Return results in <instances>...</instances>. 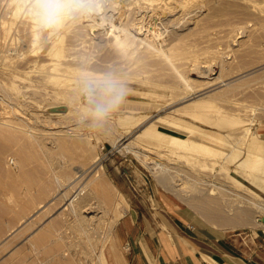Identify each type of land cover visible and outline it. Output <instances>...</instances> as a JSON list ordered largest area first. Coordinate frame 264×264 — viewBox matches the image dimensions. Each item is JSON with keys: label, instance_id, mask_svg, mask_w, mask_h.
Wrapping results in <instances>:
<instances>
[{"label": "rangeland", "instance_id": "rangeland-1", "mask_svg": "<svg viewBox=\"0 0 264 264\" xmlns=\"http://www.w3.org/2000/svg\"><path fill=\"white\" fill-rule=\"evenodd\" d=\"M19 2L0 0V134L9 132L36 142L26 143L27 149L20 152L16 144L0 135V146H7L0 154V264H94L101 247L110 264L108 253L119 248L116 227L123 214L117 218L116 215L128 208L126 197L113 191L114 202L99 198L101 206L108 210L106 214L98 212L100 205L97 197L93 198L95 203L83 209L84 213L98 212L96 231L80 232L72 227L74 217L61 210L71 192L65 196L67 200L59 194L75 177L77 168L89 167L95 156L101 158L107 186L109 181L114 184L112 178L119 175L139 197L143 185L170 191L136 155L116 146L122 136L130 137L148 157L163 161L170 172L179 171L183 176L179 182L186 188L192 187V180L203 177L264 199V185L244 177L253 169L252 164L237 165L242 156L230 161L221 154L214 156L213 151L202 148L204 144L199 147L204 141L203 132L219 137L229 134L228 140L233 144L247 128L264 140V0H184L181 4L175 0H118L113 6L109 0H76L73 4L84 8L72 14L67 23L70 24L63 54L70 72L59 75V79L45 78L50 73V60L44 55V38L36 55L16 56L27 47L29 39L21 13L12 14ZM97 4H102V12L90 8ZM87 15L98 22L102 15L109 19L90 31L88 24L93 22ZM112 22L116 26L114 33L119 28L134 33L137 22L144 26L142 33H135V37L119 45L110 32ZM29 58L37 59L36 70L25 76V70L30 69ZM41 71L45 72L41 75ZM220 71L221 79L230 81L228 87L218 81ZM67 83L70 89L66 88ZM209 88H214L209 106L193 113L190 107L194 103H188L189 98ZM124 91H129L127 97L116 104V97ZM216 113L221 116L216 117ZM226 118L233 119V124L226 125ZM171 136L199 145H171ZM56 140L64 141V148L55 144ZM78 141L85 145L80 146ZM210 141L224 151L232 145L230 141ZM235 144L243 147L238 141ZM41 148L57 156L53 169H48ZM23 163L32 173V195L24 194L23 184L15 180ZM263 163H259L258 170H251L253 174L264 176ZM220 165L228 167L229 174L247 189L237 188L240 183L227 179ZM65 169L72 176L58 187L55 177ZM11 190L18 195H10ZM216 194L220 196L219 192ZM28 197L35 198V202L31 201L27 211L19 212L17 200L25 202ZM175 197L183 203L192 222L219 228L202 219L180 196ZM47 201L48 207L32 216ZM58 213L60 216H56ZM163 219L164 225L169 226L168 218ZM51 220L57 227L55 235L36 246L30 243L29 235L44 224L48 226ZM260 228L256 223L233 231L264 235Z\"/></svg>", "mask_w": 264, "mask_h": 264}, {"label": "bare ground", "instance_id": "bare-ground-1", "mask_svg": "<svg viewBox=\"0 0 264 264\" xmlns=\"http://www.w3.org/2000/svg\"><path fill=\"white\" fill-rule=\"evenodd\" d=\"M74 1L76 2V0H68V2H70V3H74ZM102 1L103 0H101V2ZM109 1H110V4L112 6H113V4H118V0H109ZM175 1L178 4H181L182 2H184V0H175ZM34 3H35V0H20V2L18 4L16 3L17 5H16L14 11H12V14L14 16H17L18 13H21V16H23V21H22L23 28L28 30V33H29V39H27L28 42H26L27 47L25 49L19 51L16 54V56H18V58H25L26 56L36 55L37 54V48L41 45L42 38H44L45 40H47V42H46L47 44L43 50L44 55L50 60L49 61L50 73H47L45 75V78L59 79V75H64L67 72H70V66H69L68 61L66 59V56L63 54V52H64V37H65L67 31L69 30V24H70V23L69 24H67V23L71 22V21H69L71 15L65 16L56 25L46 27V26H43L38 21L37 17L35 16L33 8H32V5ZM101 5L97 4L95 7H90V8H92L94 11L99 13V12H102L101 11ZM87 16H90V15H87ZM100 19L101 20L98 22L95 20L94 17L90 16V18L88 20L93 22V23L88 24L90 31H93L94 26H102L105 23L106 19H109V18H107L106 15H102V16H100ZM236 22H237V20H236ZM6 23H8V22H6ZM11 23L13 25V22H10V24ZM2 24L4 26H6L4 23H2ZM142 26H144V25L140 24V22H137V29L134 30V33L129 31L126 28H119L117 33H114V28L116 26L112 22L110 32H113V39H114V42L116 44L124 45L125 42L128 40V38L136 36L135 33H142ZM7 28L9 29V27H6V29ZM6 32H8V31H6ZM4 38H5V40L7 39L6 37H4ZM139 39H143V38H139ZM233 40H232V42H233ZM66 49H67V47H66ZM36 62H37V59H35V58L27 59V63H31V64H29L30 69L27 68L25 70V72H24L25 76L26 75L29 76V74H30L29 72L35 73L36 69H34V67H35L34 65L36 64ZM74 69H75V67H74ZM43 72H45V71H43ZM43 72L41 71V75L43 74ZM19 74H20V72H19ZM15 76L18 77L20 75H15ZM221 77H222V75H221V71H220V74L217 77L219 79L218 81L222 82V85H226L227 87L229 85H231L230 81L224 82V80L221 79ZM215 83L216 82L214 81L213 84H215ZM70 86L71 85L69 83L66 84L67 89H70ZM214 88L202 90V91L196 93L193 97L189 98L190 102H188V103H194L190 107L191 110L194 111L193 113H199V112H201V110L203 108L209 106L208 104H210V102H211L210 101L211 100L210 95L213 93L211 91ZM212 101H213V99H212ZM223 115H224V113H223ZM215 116L219 117V116H221V113L220 114L216 113ZM211 118H213V117H211ZM208 119H210V117H208ZM224 122L227 125V123L233 124L234 121L231 118H226ZM184 126H186V125H184ZM190 130H192V129H189L188 131H190ZM232 134H234V133H232ZM0 135L3 138L11 140L13 144H16V146L18 147L20 152H24L25 149H27V146L25 145L26 143L30 142L31 144H33L36 142L34 139H31L30 137H27V138L26 137H24V138L18 137L15 134H12L9 132L1 133ZM201 136L204 137L203 139L205 142L202 141L200 145L196 142H195L196 144L192 143V141L188 142L187 140L176 137V136H171L169 139L171 140V142H170L171 145L176 144V145H179L180 147L192 146V144H193V146L197 145V147H198V145H199V147H200L202 144H204V147L202 146V148H208L209 150L213 151V153H211V154H213V155L215 153H216V155L221 154V155H223V159H226V160L228 159L230 161L233 160L235 157L237 158L238 156H242L241 157L242 160L240 162H238L237 165H239V164L243 165L244 164L245 166H247L246 164L250 163V164H252L250 166H253V169H251L253 171L255 169L258 170L260 168L259 163H262L264 161V140L258 138V136L256 134L250 132L247 128H244L241 132V135L236 137V140L238 142H240V144L243 145V147H238V145L235 144V142H237V141H235L232 144L231 141L228 140V137L231 136L229 134L228 135L226 134L224 137H219V136H215V135L203 132V133H201ZM125 137L126 136H122L120 138L119 142H116V146L119 147L120 150H124L126 152H132L134 155H136L144 164H146V166L153 172V174L157 177L158 181L165 188L172 191L173 194L175 193V195L180 196L183 199L182 201L186 202V204L189 207H191L206 222L211 223L213 225H217L219 228H222L225 230L226 229H232L233 230V229H239V228L253 227L256 223L257 224L259 223L261 225L260 229L264 230V199L259 198V196H257V195H249V193H248V195L240 193L237 190L231 188L229 185H226V183L222 184V183H218L212 179L211 180L207 179V178L203 179L202 176H201L202 178H198L194 182H193V180H192V182L188 181L189 184L191 183V186H192V187L187 186L189 188L188 189V188L182 186L181 183L179 182V180L183 179L182 178L183 176L178 174L179 171L173 169L170 172V170H168V168H167L168 166L166 168H164L163 161H161L160 159L148 157L147 154H145V152L137 149L134 146V144L132 142L133 140H131L130 137H127V138H125ZM232 137H233V135H232ZM23 139H25V140H23ZM210 140H214L216 142H228V141H230L229 143H231L232 145L230 146V148L225 149V151H224L222 149V147L218 148V146L215 145ZM54 142L59 147L64 148V141L56 140ZM9 144H11V142H9ZM36 144H37V146L42 147V145L39 142H37ZM78 144L80 146L85 145V143L80 142V141H78ZM5 146H6L5 144L0 146V154H1L2 150L5 148ZM185 148H188V147H185ZM41 149H42L41 150L42 155L47 159L46 163H48V169H49V167H50V169H53L55 162H56L55 160H57L56 159L57 156L55 154L50 153L48 150H46L44 148H41ZM208 154H210V153H208ZM40 158H42V157H40ZM212 160H214L213 157H212ZM201 164H202V162H201ZM208 165H210V164H208ZM211 165H214V164H211ZM263 165H264V163H263ZM263 165H262V167H263ZM201 166H203V165H201ZM260 166H261V164H260ZM227 168H224L222 165H220V170L226 171V172L225 171L223 172L225 174V177L226 178L229 177L230 180L232 179L233 181H236V182L238 181V183H240L238 185L239 187L236 185L238 183H236V182L233 183L235 186H237V188H240V187L246 188L244 183H242L240 180L235 178V176H232L231 174H229V169H227ZM251 170H248V174H245L244 177L247 178V180L250 181L251 183H255V184L260 185L262 187V185H264V176L262 177L261 173L260 174L259 173L253 174V172ZM104 174H105V171L103 170V166L101 164V158L99 156H95L93 162L90 164L89 167H87V168L78 167L77 168V170L75 172V177L71 181L69 180L68 184L63 188L64 192L61 191L62 193L59 194L61 196L60 198H62V197L65 198V196H67V193L71 192L69 197L68 198L66 197L68 199V201L63 206V208H61V210H64L65 214H71L74 217V219L72 220V222H73L72 227L74 226V227L79 228L78 231L81 230L80 232L89 231V230L96 231V229H95L96 228V219H95L96 215H98V212H102V213L106 214V211H108L105 209L104 206H101L100 199L102 201H107V202L113 201V197H114L113 191L119 192V190L116 188V186L112 182L109 181L108 186L105 184ZM5 176H6V173H5ZM71 176H72V174L67 169H65L60 175H56L55 179H56V183H57L58 187L62 186L64 184L65 180L68 181L67 179H69ZM16 177H17V179L15 178V180L20 181L23 184V187L25 188L24 194H28V195L31 194L29 186H30V183L32 182V173H31V171L28 170V168L26 167V165H24V163L20 167L19 172L16 174ZM7 178L8 177L6 176V180H7ZM9 180H11V179H8V182H10ZM12 181L14 182L13 179H12ZM197 183H200L201 185H207V187L206 186H205L206 188L202 187V186H200V184L197 185ZM13 186H14V184H13ZM10 187H12V186H10ZM41 187H44V186H41ZM190 188H192V189H190ZM217 192H219V194H220L219 197L217 196L218 194H216ZM13 193H15V192H13ZM13 193L11 190L10 195H12ZM15 195H18V192L15 193ZM29 197L25 202L17 200L16 205H18L17 207H19V209H20V210H18L19 212H21V211L23 212V210L25 211L29 205H32L33 203L31 204V201L35 202V198H34V200L33 199L29 200ZM95 197H97V205H100V206H98L100 210L97 213H91V214H89L88 212L84 213L83 208L86 205L91 206L93 203H95L92 201L93 198H95ZM116 200H117V198L115 199V201ZM50 201H47L46 203L40 205L39 209L36 210V212L34 214H32V216L33 215L36 216V213L38 211L40 212V210L44 209L45 207H48ZM28 209H29V207H28ZM123 213H124V210L122 209L119 212V214L116 215V218L119 217V215L121 216ZM56 216H60L59 213ZM44 225H42V227H40L38 229V231L30 234L28 237L29 242L34 244L35 246L37 244L43 243L44 239H46V237H48L49 235H53V234L55 235V233H53V232L57 231V227L55 226V222L53 220H51V222L49 223L48 226L47 225L44 226ZM97 228H99V227H97ZM101 229H102V227L100 228V230ZM105 236H106V234H105ZM97 252L98 253L96 255V262L95 263L96 264H108L106 256L103 252V248L101 247ZM203 257L208 264H219L217 261H215L209 255H206L203 253ZM69 263H67V264H69Z\"/></svg>", "mask_w": 264, "mask_h": 264}, {"label": "crops", "instance_id": "crops-1", "mask_svg": "<svg viewBox=\"0 0 264 264\" xmlns=\"http://www.w3.org/2000/svg\"><path fill=\"white\" fill-rule=\"evenodd\" d=\"M112 181L128 208L117 223L119 248L108 253L110 264H204L203 253L219 264H264L263 234L192 222L170 191L143 185L139 197L123 177L116 175Z\"/></svg>", "mask_w": 264, "mask_h": 264}, {"label": "clouds", "instance_id": "clouds-1", "mask_svg": "<svg viewBox=\"0 0 264 264\" xmlns=\"http://www.w3.org/2000/svg\"><path fill=\"white\" fill-rule=\"evenodd\" d=\"M38 21L46 27L56 25L62 18L79 12L84 8L81 4H73L68 0H35L32 5ZM129 91H124L121 96H117L115 103L119 104Z\"/></svg>", "mask_w": 264, "mask_h": 264}, {"label": "built area", "instance_id": "built-area-1", "mask_svg": "<svg viewBox=\"0 0 264 264\" xmlns=\"http://www.w3.org/2000/svg\"><path fill=\"white\" fill-rule=\"evenodd\" d=\"M204 264H208L207 262H204Z\"/></svg>", "mask_w": 264, "mask_h": 264}]
</instances>
